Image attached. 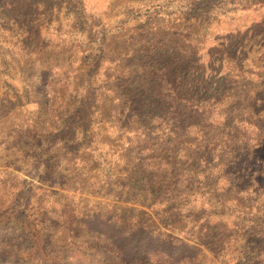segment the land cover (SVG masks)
<instances>
[{
    "label": "rangeland",
    "instance_id": "rangeland-1",
    "mask_svg": "<svg viewBox=\"0 0 264 264\" xmlns=\"http://www.w3.org/2000/svg\"><path fill=\"white\" fill-rule=\"evenodd\" d=\"M0 264H264V0H0Z\"/></svg>",
    "mask_w": 264,
    "mask_h": 264
}]
</instances>
